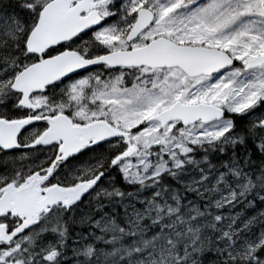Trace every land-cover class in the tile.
I'll return each instance as SVG.
<instances>
[{"label": "snow or ice", "instance_id": "obj_1", "mask_svg": "<svg viewBox=\"0 0 264 264\" xmlns=\"http://www.w3.org/2000/svg\"><path fill=\"white\" fill-rule=\"evenodd\" d=\"M0 264H264V0H0Z\"/></svg>", "mask_w": 264, "mask_h": 264}]
</instances>
